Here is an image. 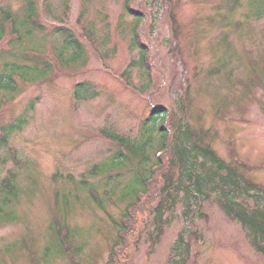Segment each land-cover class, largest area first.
I'll return each mask as SVG.
<instances>
[{
    "label": "rangeland",
    "instance_id": "obj_1",
    "mask_svg": "<svg viewBox=\"0 0 264 264\" xmlns=\"http://www.w3.org/2000/svg\"><path fill=\"white\" fill-rule=\"evenodd\" d=\"M28 5L38 29L19 55L31 54L33 71L15 73L13 93L0 90L9 98L0 99V132L16 127L0 147V264L114 260L118 224L137 198L131 188L156 156L141 168L107 135L138 142L147 126L154 136L164 109L213 130L218 154L246 164V177L264 186V0H0V26L9 11L32 28ZM6 24L0 72L8 80L17 62ZM48 64L50 73H35ZM11 173L13 192L3 188ZM185 216L179 204L155 242L154 216H141L122 264H264L213 200ZM182 233L185 246L174 252Z\"/></svg>",
    "mask_w": 264,
    "mask_h": 264
},
{
    "label": "trees",
    "instance_id": "obj_2",
    "mask_svg": "<svg viewBox=\"0 0 264 264\" xmlns=\"http://www.w3.org/2000/svg\"><path fill=\"white\" fill-rule=\"evenodd\" d=\"M26 13V22L31 23L32 28L29 26L26 30L21 29L26 25L21 22L20 16L9 11L5 16V24L0 26V42H2L7 34L6 22L11 23L13 38L10 43L15 53L9 52V56L15 57L17 62L8 65L12 78L7 80L0 72L1 91H15V73L32 74L33 71V67L29 64L33 63L31 62L33 58L28 57L31 54H25L26 58L19 55L24 49H21V43L27 37L33 36V28L38 29L37 10L32 5H28ZM140 20L141 16L138 18V21ZM140 49L144 54L150 48L142 45ZM60 52L64 54V44L60 47ZM59 63L64 65L63 60ZM40 67L34 69L35 73L39 71L50 73L54 66L48 64L47 68L40 69ZM149 67L154 68L151 62ZM22 79L29 82L27 77ZM0 99L4 102L9 100L7 97ZM182 109L184 110V108ZM156 111L158 110H154V112ZM164 111L165 116L159 126L158 135H151L145 125L141 129L138 142L115 134L107 135L110 140L122 147V152L124 150L129 152L134 162H140L141 168L143 163L151 164V156H156L148 174L140 171L138 179H140L141 189L137 184L131 188L132 196L137 193V198L127 206L122 221L117 223L119 227L118 240L111 253V258L114 260L109 264H122V254L129 247L128 240L133 232L135 234L134 230L137 229L141 216L145 217L149 214L154 216L149 237L152 242L160 241L167 226L171 223L170 217L175 213L179 204L186 207L185 217L188 219L192 205L202 206L203 202L207 200L216 202L231 221L237 222L246 231L255 251L264 257V186L246 177L242 172V168L248 170L246 164H233L218 154L208 142L209 139L214 141L217 138L215 134L212 136L213 130L205 128L198 130L192 127L187 119V113H182L181 117H177L174 112L167 109ZM152 115L154 117L152 121L156 123L157 116ZM167 121L170 124L169 127L164 123ZM14 128L16 127H11L8 133L4 130L0 132V147L8 145L9 133ZM155 138L156 140L153 142ZM123 154L125 153L123 152ZM14 157L16 156L14 155ZM13 176L15 175L11 173L3 182V188H7L10 192L16 191V187L12 184ZM92 193L101 205L99 197L95 196L93 191ZM143 222L145 223V219ZM149 227H145L142 232H145ZM66 239L65 237L63 242L67 243ZM181 246H185L183 233L173 251H181ZM124 256L127 257L125 254ZM185 262L186 258L183 257L181 263Z\"/></svg>",
    "mask_w": 264,
    "mask_h": 264
}]
</instances>
